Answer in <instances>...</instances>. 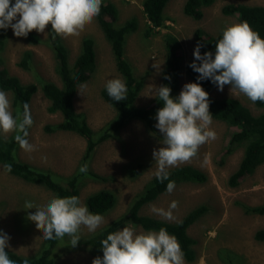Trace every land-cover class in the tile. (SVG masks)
<instances>
[{"label":"rangeland","instance_id":"rangeland-1","mask_svg":"<svg viewBox=\"0 0 264 264\" xmlns=\"http://www.w3.org/2000/svg\"><path fill=\"white\" fill-rule=\"evenodd\" d=\"M106 1L113 2L117 7L115 26L130 18L136 19V29L125 38L124 54L135 76L143 79V86L135 99V104L140 106L150 103L156 96L152 85H161L166 35L171 34L178 39V53L184 64L187 59L193 57L195 29L201 28L215 35L222 34V30L228 25L241 23L236 15L224 14L221 10L223 5H264V0H215L202 8L200 19H193L182 12L184 0H169L164 7L166 18L163 26L146 36L144 31L147 20L142 10L143 0ZM32 32L37 33L35 30ZM37 34L42 41L31 44L27 42L26 37L14 36L11 28L6 29V37L0 46V68L16 75L22 83L35 82L39 86L41 79L59 85L53 51L45 41L46 29L44 33ZM84 37L93 39L95 68L90 72L88 79L78 85L73 103L76 111L86 116L91 128L97 130L114 116V108L101 98L100 89L107 80L121 77L114 66L109 43L96 18L86 25L78 36L61 38L68 48L70 65H73ZM27 50L31 52V56L28 68H23L19 62ZM189 82L191 80L185 73H180L177 96L183 85ZM4 92L12 106L10 92ZM210 94L214 97L235 98L254 115L262 111L243 94L233 93L229 85H225L223 91H218L215 86ZM48 104V100L38 88L29 101L33 124L27 137L35 146V151L25 152L18 147L16 156L35 168L55 173L56 177L69 176L78 167L85 140L71 131H45V125L61 120L59 112L47 111ZM11 111L14 112L12 107ZM156 123L155 118L154 124ZM211 128L216 133V139L202 145L194 158L181 164H189L201 170L206 176L205 181L176 184L171 193L166 190L146 203L140 213L173 222L193 207L204 204L207 207L206 212L187 228L188 235L195 240L192 245L195 258L193 261L184 259L185 264H264V241L255 240L253 237L257 229L264 228V214L246 210V206H255L264 201V164L243 177L237 185L228 184L229 175L237 168L242 157L243 146L226 152L229 147V135L234 128L214 118ZM156 131L161 135L157 128ZM161 142L162 138L147 131L141 121L132 120L125 124L112 137L99 144L91 156L90 168L105 177V180L96 181L86 177L80 186V201L85 204L86 196L90 193L109 189L114 192L116 203L111 210L101 214L105 219L104 224L122 214L134 196L155 175L156 165L152 152L161 147ZM137 163L141 164L140 173L132 176L130 170ZM53 197L55 195L44 186L11 175L0 165V228L10 237V250L30 256L40 249L45 242L42 238L43 232L27 218L36 210L25 209L24 205L26 201H30L36 206H44ZM172 201L178 202V207L172 210V220L151 212L152 206L168 210ZM136 229L146 231L139 226H136ZM88 233L91 232L81 226L79 235ZM58 245L60 248V242ZM93 258V253L86 248L67 251L64 249L59 252L54 264H91Z\"/></svg>","mask_w":264,"mask_h":264},{"label":"trees","instance_id":"trees-1","mask_svg":"<svg viewBox=\"0 0 264 264\" xmlns=\"http://www.w3.org/2000/svg\"><path fill=\"white\" fill-rule=\"evenodd\" d=\"M168 1H142V10L147 20V26L144 31L146 36L156 32L157 29L163 26L166 18L164 7ZM214 1L184 0L182 12L193 19H200L202 17V8L212 4ZM221 10L224 14L236 15L241 22H247L252 30L264 39V5L227 3L223 5ZM117 15L118 10L115 4L102 0L100 13L95 18L104 33L105 39L109 43L114 66L121 80L126 84V99L118 102L111 100L107 95L105 85L101 87L100 96L114 108V116L97 130L91 128L86 120V116L76 111L73 103L78 85L86 81L90 72L95 68V49L92 38L84 37L81 40L80 51L71 66L68 59V48L64 45L61 37L55 36L51 31L50 25L46 27L47 34L45 41L53 51L55 69L60 80L59 85L47 80L41 81V79L39 86L35 82L22 83L16 75L9 74L4 68H0V90L10 92L14 116L17 110L23 111L22 105L24 103L29 105L31 97L39 88L48 100L47 111L51 113L59 112L61 115V120L57 123L45 125V131H71L85 140V148L76 171L69 176L58 175L56 177L55 173L49 170L35 168L29 163L19 160L16 156L19 145L14 140L15 133H11L6 137L0 133V165L4 168L5 164H11L12 171L8 173L26 182L44 186L55 197L63 198L75 195L79 198L80 186L86 177L96 181L105 180V177H101L90 168V158L99 144L112 137L128 122L139 120L144 124L147 131L156 137L162 138L156 131L154 121L157 109L163 106V102L158 96H155L146 105L140 106L135 104V99L143 86V79L135 76L124 54L125 38L127 34L136 29V19L130 18L121 25L115 26L114 21L117 19ZM5 37L6 30L0 29V46ZM220 38H222V34L212 35L201 28H197L194 31L195 46L198 43L202 45L200 48L201 54L205 51L214 52L215 44ZM26 40L31 44H36L40 43L42 38L37 33L30 32ZM164 47L165 62L161 71V85L171 88V97H177L179 75L184 72L192 83H200L202 88L209 94V111L213 115L212 118L223 121L234 128L229 135V147H227L226 152L243 146V153L239 164L228 177V184L231 186L237 185L243 177L252 173L259 165L264 164V102L257 101L254 103L257 108L262 109L260 113L254 115L235 98L212 96L210 92L215 85L207 79L198 81L197 77L199 74L189 67L194 57L187 59L182 64L178 53L180 49L178 39L171 34L166 35ZM30 56V51H24L22 59L19 62L20 66L28 68ZM196 63H199V61H196ZM165 77H170V79H166ZM83 165H87V172L80 171ZM140 170L141 164L137 163L131 168L130 173L132 176H136L140 173ZM168 173L169 180L174 181L175 185L185 182L201 183L206 179L205 174L201 170L189 164L169 168ZM167 184L168 180L161 182L154 175L146 182L143 189L134 196L122 214L111 219L95 232L80 235V240L75 247L70 245L69 237H64L63 239L45 240L40 249L30 256L18 254L9 248H6L5 251L8 252L9 259L16 261V264H23L25 260L28 261V264H54L59 252L61 253L64 249L67 251L86 248L93 253L94 257H102L100 241L105 239L109 233L133 224L146 231H158L161 227L165 228L169 234L174 235L178 240L184 254V259L186 261H193L195 251L192 245L195 244V240L188 235L187 228L206 212V205L200 204L193 207L179 220L173 222L160 220L140 213V209L146 203L166 191ZM115 203L116 196L109 189L94 191L87 195L85 199V205L89 211L100 215L111 210ZM246 210L256 214H264V201L255 206H246ZM253 237L255 240L264 241V228L257 229ZM59 242L60 248H58Z\"/></svg>","mask_w":264,"mask_h":264},{"label":"clouds","instance_id":"clouds-1","mask_svg":"<svg viewBox=\"0 0 264 264\" xmlns=\"http://www.w3.org/2000/svg\"><path fill=\"white\" fill-rule=\"evenodd\" d=\"M101 5L102 0H0V29L11 28L14 36L27 37L33 30L44 33L50 25L55 36H78L99 15ZM201 47L199 43L195 46L194 60L189 64L199 74L198 81L210 80L218 91L229 85L233 93L243 94L253 103L264 102V39L247 22L225 27L214 52L201 54ZM105 88L111 100L126 99L127 87L120 78L107 80ZM152 89L163 102L155 117L162 142L161 147L152 152L156 165L154 174L161 182L168 180L166 190L171 193L175 182L169 180L168 169L189 162L202 145L216 139L211 128L213 115L209 111V94L198 82L184 84L175 98L166 85H152ZM22 108L23 111L17 110L14 116L7 94L0 90V133L4 136L15 133L14 140L19 147L32 152L35 146L27 139L28 129L33 124L31 110L27 103ZM4 168L12 171L11 164H5ZM87 170V165L80 168L81 172ZM24 207L36 210L27 218L42 230L43 239L68 236L72 247L80 240L81 226L95 232L105 223L102 215L90 212L75 195L53 197L44 206L26 201ZM177 207L178 202L172 201L168 210L152 206L151 212L172 220V210ZM9 240L10 237L0 231V264H16L5 251L10 247ZM100 243L103 255L93 258L91 264H185L178 240L163 227L158 231H137L135 225L129 224L109 233Z\"/></svg>","mask_w":264,"mask_h":264}]
</instances>
